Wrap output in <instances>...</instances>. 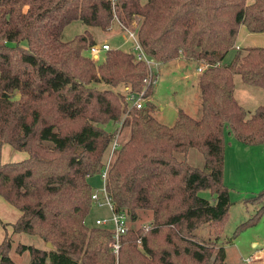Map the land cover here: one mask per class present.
<instances>
[{
	"label": "trees",
	"instance_id": "obj_1",
	"mask_svg": "<svg viewBox=\"0 0 264 264\" xmlns=\"http://www.w3.org/2000/svg\"><path fill=\"white\" fill-rule=\"evenodd\" d=\"M75 19L102 29L117 19L157 62L197 60L199 116L179 108L172 124L160 121L146 63L118 46L96 63L86 52L96 43L89 30L61 38ZM242 24L264 31V0H0V142L28 153L0 162V195L20 210L14 232L52 244L19 242L28 264H224L223 246L195 229L204 224L217 236L228 213L225 130L247 144L264 142V103L250 110L235 96V74L264 89V45L236 47ZM93 80L143 89L146 99L129 106L122 93L89 85ZM110 121L119 123L118 132L105 127ZM115 134L105 180L114 208L128 222L150 213L147 223L128 224L117 254L108 245L109 226L85 223L93 191L88 176L103 170ZM192 147L202 166L176 155ZM263 196L264 188L251 199ZM263 210L264 203L236 230ZM10 248L5 232L0 264H16Z\"/></svg>",
	"mask_w": 264,
	"mask_h": 264
},
{
	"label": "rangeland",
	"instance_id": "obj_2",
	"mask_svg": "<svg viewBox=\"0 0 264 264\" xmlns=\"http://www.w3.org/2000/svg\"><path fill=\"white\" fill-rule=\"evenodd\" d=\"M89 30L95 42L100 44L107 41L111 47H121L135 53V42L128 37L127 32L121 29L117 19L112 21L109 29H102L99 26L87 25L78 19L66 24L61 32V38L68 40L74 35ZM87 54L91 55L89 50ZM235 53V49H230L223 61L229 62ZM105 50H100L96 63L104 59ZM198 61L195 59L177 58L167 62H157L153 65L157 69L156 81L154 83L152 99L155 103L153 110L154 116L166 124H172L179 108H183L193 116H199L201 112L200 93L198 87ZM235 96L247 109H253L256 105L264 103V89L246 84L241 81L239 74L234 75ZM91 86L98 88H110L122 94L126 93L124 83L112 85L102 80L91 81ZM105 127L116 132L119 130L118 122H108ZM126 129L123 128L119 133L120 139L126 136ZM225 152H224V171L223 181L229 189L230 206L224 225L219 235L209 234L206 225H200L195 229L198 236L205 240L217 241V245L223 246L225 251L224 264H264V210L254 220L242 229L237 226L250 219L264 203V196L251 199L264 188V142L247 144L235 138L232 132L225 130ZM3 143V142H2ZM10 151L2 149L1 156L4 161L11 160L10 153L15 151H25L13 148L9 143H5ZM230 150V151H229ZM179 158H186L193 164L202 166V155L195 148H190L187 152H177ZM93 190L100 193L103 179L100 173L88 176ZM199 194L213 200V195L209 189H201ZM2 199V198H1ZM4 199V198H3ZM112 211L107 204H96L92 202L91 208L85 216V223L88 226H95V219L110 218ZM145 213V214H144ZM150 218L149 211L141 212L140 216L128 222L131 227L145 224ZM0 241L5 232L10 235L11 248L10 257L16 264H28L30 254L27 249L18 251L16 246L19 242L34 244L45 247L44 240L34 234L27 232H14L11 223L1 218ZM107 226H111L107 224ZM235 230L237 231L234 234Z\"/></svg>",
	"mask_w": 264,
	"mask_h": 264
},
{
	"label": "built area",
	"instance_id": "obj_3",
	"mask_svg": "<svg viewBox=\"0 0 264 264\" xmlns=\"http://www.w3.org/2000/svg\"><path fill=\"white\" fill-rule=\"evenodd\" d=\"M125 31L128 34V37L132 38L135 42V59L137 60H143L147 67H148V76L145 79L146 84L149 83H155L156 81V73H157V69L153 66L155 65V63H157V61H155L153 58L149 57L144 50L142 49L138 38L136 36V33L129 29V28H125ZM111 46L107 41H103L100 44L98 43H93L90 45L89 47V51L92 54L93 58H97L99 55L100 50H107L109 49ZM202 66H198V70H202ZM126 88V93L123 94L125 100L127 101L129 106H136V107H140L143 105L146 96L144 95V90H140V91H134L130 88L129 85H125ZM118 145L117 142V134H115V137L111 143L110 146V154L108 156V160L106 162V165L104 166L103 170L100 172V175L103 179V185L101 188L100 193L98 191H92L91 193V199L92 202H95L96 204L102 205V204H107L109 206V208L112 211V215L110 218H97L95 219V223L102 225V226H107V224H110L111 226L110 229L112 230L111 233V238L108 240V245L111 248V250L117 254L118 253V249L120 247V239H121V235L128 229V218H127V214L124 211H116L114 208V204L113 201L110 197V195L108 194L106 185H105V180H106V176H107V167H108V163L109 160L111 158V154L113 153V150L116 148V146Z\"/></svg>",
	"mask_w": 264,
	"mask_h": 264
},
{
	"label": "crops",
	"instance_id": "obj_4",
	"mask_svg": "<svg viewBox=\"0 0 264 264\" xmlns=\"http://www.w3.org/2000/svg\"><path fill=\"white\" fill-rule=\"evenodd\" d=\"M252 0H247V2H251ZM236 47H245V46H253V45H264V31L254 32L250 31L246 28L244 24L240 25L236 41H235ZM180 60V58H177ZM202 66V65H198ZM197 66V67H198ZM198 69V68H197ZM201 71V70H198ZM149 98L152 99V94L149 96ZM7 142H0V162H5L4 158H2L1 153L2 149L5 148L6 151H10L9 147L5 146L4 144ZM230 151V150H229ZM225 152V149H224ZM262 154H264V149L261 151ZM11 160L16 159H23L28 156L27 151H15L10 153ZM16 161V160H15ZM2 198V199H1ZM20 210L7 201L6 199H3V197L0 195V217L3 218L6 222L12 223L16 220V218L19 216Z\"/></svg>",
	"mask_w": 264,
	"mask_h": 264
},
{
	"label": "water",
	"instance_id": "obj_5",
	"mask_svg": "<svg viewBox=\"0 0 264 264\" xmlns=\"http://www.w3.org/2000/svg\"><path fill=\"white\" fill-rule=\"evenodd\" d=\"M46 245L50 247L52 244L50 242H47Z\"/></svg>",
	"mask_w": 264,
	"mask_h": 264
}]
</instances>
